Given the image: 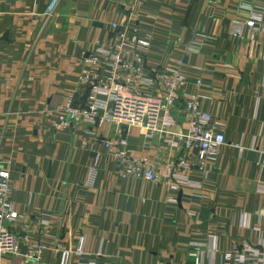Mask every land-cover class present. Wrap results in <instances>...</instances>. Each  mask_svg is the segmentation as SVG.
Masks as SVG:
<instances>
[{
	"label": "crops",
	"instance_id": "0c3cea01",
	"mask_svg": "<svg viewBox=\"0 0 264 264\" xmlns=\"http://www.w3.org/2000/svg\"><path fill=\"white\" fill-rule=\"evenodd\" d=\"M252 19L254 30L245 26ZM114 23L152 37L136 62L144 96H162L154 78L166 69L205 70L202 92L213 99L201 108L225 144L204 173L176 137L187 132L183 97L193 84L170 110L173 123L162 118L153 133L106 120L94 130L69 118L58 125L59 108L86 107L85 59L97 42L116 43ZM109 138H125L131 155L154 166L186 161L194 188L172 191L158 171L157 181L121 177L102 144ZM2 167L20 238L4 264L24 259L30 243L41 248L38 264H60L56 249L70 252L68 264H223L234 244L263 249L264 0H0Z\"/></svg>",
	"mask_w": 264,
	"mask_h": 264
},
{
	"label": "built area",
	"instance_id": "2783aa9c",
	"mask_svg": "<svg viewBox=\"0 0 264 264\" xmlns=\"http://www.w3.org/2000/svg\"><path fill=\"white\" fill-rule=\"evenodd\" d=\"M245 26L254 30L257 27L256 20L247 21ZM111 28L117 31L116 43L102 46L97 42L95 52L85 59L88 67L82 72L79 84L86 95V107L81 109L69 102L59 108L56 113L58 125L67 126L69 118L83 120L94 130L100 122L106 120L122 127L137 126L153 133L160 128L162 118H168V122L173 123L170 110L189 84H193L195 91L183 97L187 132L176 137L177 143L181 142L185 150H196L197 162L193 166L204 173L205 164L225 144L224 133L217 120L201 108L202 101L213 99L211 95L202 92L203 89H210V84L202 78L205 70L198 65L187 70L166 69L154 78L155 84L163 91L162 96H144L139 88L146 79L136 67V62L141 61L139 54L151 47L152 37L150 34L140 35L131 31L127 23H114ZM239 34L238 30L234 33L235 36ZM132 53L135 59L128 62L127 57ZM133 62L135 63L132 65ZM123 71H126L124 77L121 75ZM131 88L136 90L131 91ZM99 93L107 94L108 100L99 98ZM170 143L174 145L173 141ZM102 144L117 162L118 174L123 178L157 181L155 172L158 171L165 178V185L172 191L182 192L184 189L194 188L191 178L184 173L191 166L184 160H179L174 166L161 168L154 166L147 156L131 155L125 138H109L103 140ZM90 171L95 174L96 169L92 167ZM9 174L8 167L0 169V264H4V257L17 255L20 242L14 230L19 215L10 203ZM82 245L83 238H80L77 253L81 252ZM193 248L196 249V246ZM55 253L60 255V264H68L69 251L56 249ZM40 255L41 248L30 243L24 259L8 264H38ZM222 259L223 264H264V248L258 249L251 244H234L233 251L222 254ZM194 264H198V258H195Z\"/></svg>",
	"mask_w": 264,
	"mask_h": 264
},
{
	"label": "water",
	"instance_id": "95a60500",
	"mask_svg": "<svg viewBox=\"0 0 264 264\" xmlns=\"http://www.w3.org/2000/svg\"><path fill=\"white\" fill-rule=\"evenodd\" d=\"M180 198H181V193H179V196H178V202L180 201Z\"/></svg>",
	"mask_w": 264,
	"mask_h": 264
}]
</instances>
